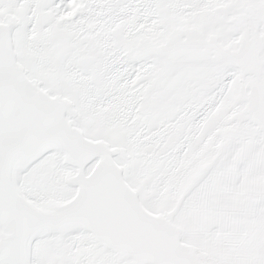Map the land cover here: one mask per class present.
<instances>
[{"label":"snow or ice","instance_id":"snow-or-ice-1","mask_svg":"<svg viewBox=\"0 0 264 264\" xmlns=\"http://www.w3.org/2000/svg\"><path fill=\"white\" fill-rule=\"evenodd\" d=\"M0 264H264V0H0Z\"/></svg>","mask_w":264,"mask_h":264}]
</instances>
